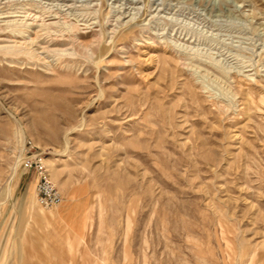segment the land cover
<instances>
[{
  "label": "rangeland",
  "instance_id": "rangeland-1",
  "mask_svg": "<svg viewBox=\"0 0 264 264\" xmlns=\"http://www.w3.org/2000/svg\"><path fill=\"white\" fill-rule=\"evenodd\" d=\"M0 264H264V0H0Z\"/></svg>",
  "mask_w": 264,
  "mask_h": 264
},
{
  "label": "built area",
  "instance_id": "built-area-1",
  "mask_svg": "<svg viewBox=\"0 0 264 264\" xmlns=\"http://www.w3.org/2000/svg\"><path fill=\"white\" fill-rule=\"evenodd\" d=\"M24 168L33 171L38 176L37 198L46 208L57 207L63 202V194L50 177L46 164L41 159L26 157L23 160Z\"/></svg>",
  "mask_w": 264,
  "mask_h": 264
},
{
  "label": "bare ground",
  "instance_id": "bare-ground-1",
  "mask_svg": "<svg viewBox=\"0 0 264 264\" xmlns=\"http://www.w3.org/2000/svg\"><path fill=\"white\" fill-rule=\"evenodd\" d=\"M62 204V203H61ZM63 205V204H62ZM61 205V206H62ZM92 224V211L89 209L83 216L82 228L86 231H90Z\"/></svg>",
  "mask_w": 264,
  "mask_h": 264
}]
</instances>
